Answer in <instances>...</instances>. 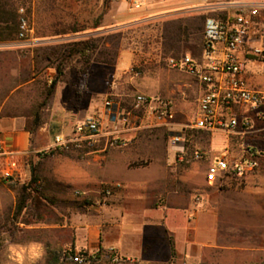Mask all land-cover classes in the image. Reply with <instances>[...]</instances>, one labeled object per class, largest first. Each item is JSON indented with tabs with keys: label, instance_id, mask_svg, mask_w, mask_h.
<instances>
[{
	"label": "rangeland",
	"instance_id": "374dc122",
	"mask_svg": "<svg viewBox=\"0 0 264 264\" xmlns=\"http://www.w3.org/2000/svg\"><path fill=\"white\" fill-rule=\"evenodd\" d=\"M181 1H18L17 6L24 9L35 42L60 39L61 44L91 36L101 37L98 51L103 55L94 56L98 62L91 64L88 77L94 92H102L93 94L95 113L91 117L99 120L105 137L92 145L72 148L63 155L57 147L39 148L33 153L22 180L17 182L27 184L33 176L37 180L33 185L38 191L35 193L37 200L26 203L19 214L16 213L17 191L0 178V264H45L46 245L51 249H69L63 244L70 234L59 229L76 226L84 238L89 217L99 221L104 240L114 243L122 236L129 250L134 248L137 235L140 252L136 257L127 258L113 248L105 247L97 262L82 264H264V224L259 217L256 219L261 224L253 225V231L240 230V227L249 228L250 225H234L238 230L232 240L226 242L231 249L199 246V221L191 216L192 210L188 212V207L184 211L168 210L170 217L163 223L147 222L155 218L152 209L199 203L205 170L211 157L219 154L212 152L209 156L210 137L207 133L191 130L189 138L186 131L181 132L185 134L184 156L181 158L179 149L170 143L169 136H165L168 130L149 127L142 119L141 110L134 108V99L138 95L168 102L175 115L177 126L173 131L176 133L195 120L201 84L185 70L171 67L169 61L188 56L198 62L202 33L193 34L179 45L177 59L171 57L164 39V31H173L179 22L196 26L194 20L198 15L178 16L176 19L169 15L174 9L185 7ZM72 28L80 32L72 34ZM38 33L47 37L38 38ZM57 33L64 34L54 36ZM39 47L22 48L25 58L15 61L21 72V78L15 80V87L22 83L23 77L26 82L27 69L31 83L24 92L16 93L11 98L14 104H9L8 110L1 113L24 116L29 118V124L34 109L43 101L45 89L55 76L53 68L48 69L54 64L43 61L41 51H38L39 57L34 58ZM124 51L131 52L134 60L126 75L123 72L122 76L114 78V68L116 73L126 69L124 57L116 64ZM115 53L116 67L101 64ZM81 69L82 65L75 59L67 61L63 67V81L76 91L86 83L82 80ZM100 75L104 76V84L96 80ZM125 77L128 78L126 82ZM110 86L111 92L107 93ZM8 90L10 88H5V92ZM106 101L116 106L120 122L112 123L106 117ZM12 106L20 110H9ZM102 112L103 117L99 118ZM110 136L117 141L114 147L107 145ZM169 147H174L171 158L168 157ZM247 149L256 151L247 146L243 151ZM50 150L55 154L48 156ZM195 150L207 153L208 160L194 161L191 155ZM257 152L264 154V149ZM117 178L127 183L152 186L155 195L150 196L154 203H109V198L119 188L115 184ZM161 192L164 201L169 196L177 202L184 199L190 203H157L161 201L158 198ZM62 264L73 263L64 260Z\"/></svg>",
	"mask_w": 264,
	"mask_h": 264
},
{
	"label": "crops",
	"instance_id": "0c3cea01",
	"mask_svg": "<svg viewBox=\"0 0 264 264\" xmlns=\"http://www.w3.org/2000/svg\"><path fill=\"white\" fill-rule=\"evenodd\" d=\"M181 2L185 7L174 9L169 14L174 19L178 16L192 15H203L206 19H225L235 12L234 9L238 6L255 7L256 16L253 17L249 45L257 46L264 43V0H182ZM60 42H62L60 39H45L35 42L31 37L29 46H54ZM26 47H22L17 41L0 42V137L4 143V149L12 153L9 164H3V167L8 166L10 170L15 171L19 178L17 181L22 180L27 161L33 153H36L39 148L52 147L54 137H68L76 124L92 118L91 116L95 113L93 94H102L100 91L94 92L89 86V70L85 75L86 83L78 91L70 87L65 81L59 82L52 97L42 110L38 129L30 132L28 126H32V123H28L29 118L17 114H1L8 110L9 104H14L11 98L16 93H19L20 90L24 92V89L30 86V71L27 69L26 82L22 73L23 81L15 87V80L21 78V72L16 68L15 61L18 62L20 58H25V52L22 51V48ZM220 50L218 54H220ZM122 57L126 59V69L121 73H116L114 68V78L122 76L123 72L126 75L134 60L131 52L124 51L120 53L116 64ZM200 60L201 55L198 61ZM48 69L52 70L51 68ZM103 78L104 76L100 75L96 80L99 84H104ZM126 79L128 78L125 77V82ZM245 79L250 87L264 90V66L248 59ZM126 84L132 85L131 83ZM5 88L6 90L10 88V90L5 92ZM109 88L112 87L107 88V93L111 92ZM26 96L27 103H29V94L27 93ZM9 110L17 111L20 108L12 106L9 107ZM23 110L26 109L23 108ZM236 114L249 119L252 130L248 133L238 132L230 135L207 133L210 137L207 145L210 157L213 154L212 152L220 153L224 151L228 153L230 158H236L240 154L245 155L243 151L245 146L255 148L256 151L261 148L264 149V117H259L255 111L246 109L236 110ZM102 117L103 112L99 115V118ZM217 147L219 150L215 151ZM168 150V157L171 158L174 147H169ZM258 163L259 168L245 178L234 180L228 177L213 186L205 182L204 173V182L199 189L201 196L199 203H192L188 206L184 204L183 207L178 206L177 208H174V205H169L164 206V208L152 209L155 211L152 215L155 218L147 222L150 224L163 223L164 220L170 217L168 210L171 209L174 212L176 210L184 211L188 207V212L192 210L191 216L199 221V246L231 249L226 245V242L232 240L234 232L238 230L235 229V224L250 225L249 228L240 227L242 232L253 231V225H256L257 222V224H261V221L264 224V221H262L264 220V154L258 158ZM117 179L115 184L119 188L115 189L114 195L109 198V203H154L152 196H150L155 195L152 192L154 190L152 186L144 183H127L119 178ZM157 191L159 190L157 189ZM161 195H163L162 192L158 197L161 201L157 203H190L184 199L177 202L173 198L169 199V196L164 201V198L161 199ZM156 217H160V219L158 220ZM258 217L262 220H257ZM59 230L70 234L68 241L64 242L63 246L69 249L74 247L75 251L85 250L89 254H93L100 247H108L116 250L120 256L127 258L136 257L140 252L138 250L137 235L134 248L130 250L125 246L122 236L118 241L111 243L103 239L100 223L92 217L88 219V224L84 230V238L79 233L80 229L76 226H63ZM210 241L213 244L210 245Z\"/></svg>",
	"mask_w": 264,
	"mask_h": 264
},
{
	"label": "built area",
	"instance_id": "2783aa9c",
	"mask_svg": "<svg viewBox=\"0 0 264 264\" xmlns=\"http://www.w3.org/2000/svg\"><path fill=\"white\" fill-rule=\"evenodd\" d=\"M234 10L235 12L225 19H206L200 61L197 62L188 56L177 61L173 59L169 61L171 67L185 70L201 84L197 113L192 124L183 126L181 131L176 133L173 131V127L177 126L175 115L168 102L142 95L134 99V108L141 110L142 119L149 127H165L168 130L170 143L179 149L181 158L184 156L182 144L185 142V134H181L182 131L196 130L226 135L248 133L252 130L251 122L245 116H238L236 110H251L259 117H264V90L250 87L245 79L248 59L264 66V43L257 46L249 45L256 8L238 6ZM17 15L16 41L22 47H26L31 44L32 29L22 7L17 9ZM104 107L106 117L112 123L120 122L114 104L106 101ZM104 137L99 120L89 118L76 124L70 136L54 137L52 147L70 150L82 144L92 145ZM107 145L114 147L117 141L110 136ZM244 154L230 158L228 153L223 151L213 157L205 170V182L213 186L228 177L241 180L256 171L259 168L258 158L262 153L247 149ZM11 155L12 153L4 149L0 137V178L6 183L17 182L19 179L15 171L10 170L8 166L3 167V164H9ZM191 158L200 162L208 160L209 157L207 153L195 150ZM65 260L73 264L88 262L87 256L79 252L66 253Z\"/></svg>",
	"mask_w": 264,
	"mask_h": 264
},
{
	"label": "trees",
	"instance_id": "16d2710c",
	"mask_svg": "<svg viewBox=\"0 0 264 264\" xmlns=\"http://www.w3.org/2000/svg\"><path fill=\"white\" fill-rule=\"evenodd\" d=\"M19 0H0V42H14L16 41L17 29H18V15H17V3ZM176 19V18H175ZM196 26H191L186 23H178L175 26L173 31H164V39L169 45L168 51L171 52V57L176 58L178 57V49L181 43H184L188 40V38L192 37L193 34H200L202 33L203 36V28L204 23L206 21V17L203 15H198L195 17L194 20ZM95 27L94 29H96ZM75 28L70 29V33L75 34L78 33ZM64 33H57L54 36L61 35ZM38 38L47 37L45 35L37 34ZM101 37L99 36H91L86 37L83 39H79L72 42H66L57 44L54 46H41L39 49L35 50L34 58L39 57L38 51H41V59L45 61L47 64H50L54 67L53 70L55 71V76L51 79L49 86L45 89L43 101L40 102L36 108L34 109V114L32 118V126L28 128L30 132H34L38 129L39 120L41 118L42 110L48 103L49 99L52 97L54 90L59 82H63V67L64 64L72 59H75L77 63L82 65V80H85V75L90 68L93 62H98L95 60L94 56L96 54H100L101 56L103 53L98 51L100 46ZM103 45V44H102ZM203 47V40L201 42V52ZM169 52V53H170ZM37 53V54H36ZM116 53L114 57L111 55L109 56L108 60L101 61V64L108 65L110 67L115 66V59ZM54 62H57L55 65ZM190 131H186V137L189 138ZM165 136L168 137V133H165ZM62 155L66 154L68 150L65 149H57ZM55 151L50 150L48 152V156L54 155ZM37 183V180L32 176L30 181L27 184H20L18 182H10L8 183L9 186L17 191L18 198H17V206H16V213L19 214L26 203H35L37 198L35 197L38 191L33 185ZM103 248H99L95 253L89 254L85 250L78 251L80 254L87 256L89 263H95L97 260L100 259V255L102 253ZM45 256L44 261L45 264H62L66 258V253L74 254L76 251L74 247L70 249H61V248H49V245L45 247Z\"/></svg>",
	"mask_w": 264,
	"mask_h": 264
}]
</instances>
